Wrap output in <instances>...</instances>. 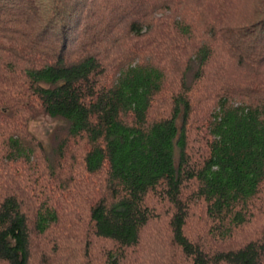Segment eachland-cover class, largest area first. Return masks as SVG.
<instances>
[{"label": "trees", "instance_id": "obj_1", "mask_svg": "<svg viewBox=\"0 0 264 264\" xmlns=\"http://www.w3.org/2000/svg\"><path fill=\"white\" fill-rule=\"evenodd\" d=\"M263 198L264 0H0V264H264Z\"/></svg>", "mask_w": 264, "mask_h": 264}, {"label": "rangeland", "instance_id": "obj_2", "mask_svg": "<svg viewBox=\"0 0 264 264\" xmlns=\"http://www.w3.org/2000/svg\"><path fill=\"white\" fill-rule=\"evenodd\" d=\"M158 106L157 109L154 111V113H158L159 115L164 113L166 111V107H168L167 105V100L163 99V96L160 98V100L157 102ZM196 117L194 118V120L198 121V124L202 125V123L204 122V113L203 111L198 112V107L196 108ZM60 122L57 121L56 119L48 116V115H41L35 119H33L30 122V128L31 130L39 137L41 138L44 143L49 146L50 145V138H51V133L54 130V128L56 127L57 124H59ZM196 131H198V129H195L192 136L197 138V134L200 133V131H198L197 134ZM196 135V136H195ZM194 139V138H193ZM201 140V139H200ZM50 147V146H49ZM154 203V202H153ZM261 205H259V209L256 213V216L254 218V221L251 222L249 224V229L247 230L248 233H259L260 231H262L264 229V198L262 199V201L260 202ZM159 209L161 212L163 211L160 205L158 207H156V209ZM165 214V211H163ZM166 221V219H165ZM164 221V222H165ZM163 223H159V220H157V222L155 221L154 227L151 225V239H153L154 237V233L158 228L162 227ZM192 225V229H194L196 227L195 223H190ZM86 225H82V229L85 230ZM166 225L165 223L163 224L162 227V231L166 230ZM89 229V226H88ZM95 243H97V246L99 245H109L107 240H102V239H97L95 241ZM108 243V244H107ZM69 257V256H68ZM148 259V257L146 258Z\"/></svg>", "mask_w": 264, "mask_h": 264}]
</instances>
